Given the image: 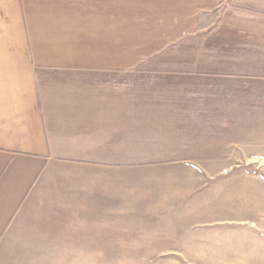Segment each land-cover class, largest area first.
Here are the masks:
<instances>
[{
    "label": "crops",
    "instance_id": "0c3cea01",
    "mask_svg": "<svg viewBox=\"0 0 264 264\" xmlns=\"http://www.w3.org/2000/svg\"><path fill=\"white\" fill-rule=\"evenodd\" d=\"M252 166L264 0H0V264L181 254L199 168Z\"/></svg>",
    "mask_w": 264,
    "mask_h": 264
},
{
    "label": "rangeland",
    "instance_id": "374dc122",
    "mask_svg": "<svg viewBox=\"0 0 264 264\" xmlns=\"http://www.w3.org/2000/svg\"><path fill=\"white\" fill-rule=\"evenodd\" d=\"M199 169L205 182L174 248L183 253L108 264H264V166Z\"/></svg>",
    "mask_w": 264,
    "mask_h": 264
}]
</instances>
